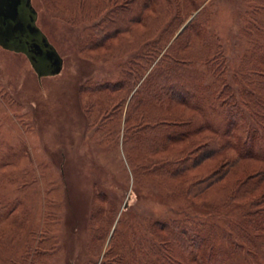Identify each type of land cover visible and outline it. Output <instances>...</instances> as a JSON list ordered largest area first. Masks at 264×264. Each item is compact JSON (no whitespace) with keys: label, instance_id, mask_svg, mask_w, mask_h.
<instances>
[{"label":"rangeland","instance_id":"374dc122","mask_svg":"<svg viewBox=\"0 0 264 264\" xmlns=\"http://www.w3.org/2000/svg\"><path fill=\"white\" fill-rule=\"evenodd\" d=\"M156 2L31 0L56 74L0 46V264H264V0ZM168 49L210 159L150 120Z\"/></svg>","mask_w":264,"mask_h":264},{"label":"trees","instance_id":"16d2710c","mask_svg":"<svg viewBox=\"0 0 264 264\" xmlns=\"http://www.w3.org/2000/svg\"><path fill=\"white\" fill-rule=\"evenodd\" d=\"M153 4V6H152ZM152 6V8H151ZM147 9H151L150 12L151 14L153 13H158V14H163V10L158 6V3L156 0H147V3L143 7H140L139 12H134L133 17L136 14H139L137 17V20L134 23L139 24L142 22L143 15ZM125 13H128V11H124ZM131 13V11L129 12ZM123 14V13H122ZM128 14L125 15L126 19ZM137 16V15H136ZM134 19V18H133ZM150 20V19H149ZM149 20L147 22H149ZM128 21V20H127ZM127 21H121L126 24ZM131 21V20H130ZM134 21V20H133ZM183 32H181L182 34ZM180 34V35H181ZM159 53V50L156 51ZM171 51L169 52V49L165 52V54L159 59V61L156 64V68L159 67L160 69L158 71V75H155L156 70L153 71L148 75L146 78V83L150 84L153 82V79L156 78L158 81L156 83L152 84V88L154 89L153 95H152V100H153V110L156 109L158 112L161 114H156V115H150V120L152 121H157L159 120L163 124H172L173 126L170 128L168 127L167 130H165L163 133L164 140H167V142H180L183 141V139H187L192 136H197V135H203L202 139L199 140L197 146L199 147L198 152H199V157L204 156L203 160L205 159H210L213 156H216L222 152L223 149H226L225 147L228 146L229 144L225 142V144H222L220 142V138L218 135H215L214 133H209L207 134L204 130L203 126H199L196 129L188 128L191 123L189 121H184L182 122V116H172V110L174 107L177 106H185L187 105L186 103L189 102L190 98L189 96L191 93L194 91V86L195 84L193 83V80L190 82L189 76L187 73L184 74L183 66L181 63H184L183 59L187 58L189 55L185 53L182 50H178L176 52V56H172L171 58ZM188 61V60H186ZM184 75V76H183ZM196 83V82H195ZM133 98L131 99L129 103V108L128 111H130L129 116L126 117L125 122L126 124L129 123V121H132V115L135 116V109L134 106L132 107L133 104ZM145 102V99L143 98L141 100V103L139 102V106H142L143 103ZM137 105V106H138ZM146 105V104H145ZM136 106V107H137ZM173 108V109H172ZM178 113V112H177ZM143 114L141 116V119L144 120L146 115ZM174 117V118H173ZM155 124V123H154ZM146 126H149L146 124ZM183 126H185L187 129H181ZM184 127V128H185ZM205 132V133H204ZM208 132V131H207ZM163 144V145H164ZM156 150H165V146H157L155 148ZM202 161V159H201Z\"/></svg>","mask_w":264,"mask_h":264},{"label":"water","instance_id":"95a60500","mask_svg":"<svg viewBox=\"0 0 264 264\" xmlns=\"http://www.w3.org/2000/svg\"><path fill=\"white\" fill-rule=\"evenodd\" d=\"M23 9L28 10L26 20L21 14ZM35 15L31 0H0V46L23 52L34 65L56 74L62 59L35 26Z\"/></svg>","mask_w":264,"mask_h":264},{"label":"flooded vegetation","instance_id":"af4514ba","mask_svg":"<svg viewBox=\"0 0 264 264\" xmlns=\"http://www.w3.org/2000/svg\"><path fill=\"white\" fill-rule=\"evenodd\" d=\"M26 11H27V13H26ZM21 14H22L23 19L26 20L27 17H28V10L23 9ZM36 38H37L38 42L41 41V40L39 39V37H36ZM28 39H31V37H29ZM36 66H37V65H36Z\"/></svg>","mask_w":264,"mask_h":264}]
</instances>
